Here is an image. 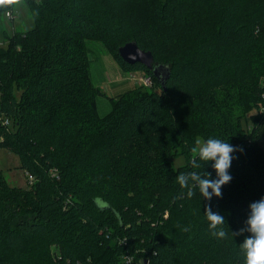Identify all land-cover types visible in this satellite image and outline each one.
<instances>
[{"label":"trees","instance_id":"1","mask_svg":"<svg viewBox=\"0 0 264 264\" xmlns=\"http://www.w3.org/2000/svg\"><path fill=\"white\" fill-rule=\"evenodd\" d=\"M28 3L35 26L0 44V148L19 156L30 183L12 186L0 170V264H122L124 252L148 264H244V236L232 232L264 197V0ZM90 39L154 79L111 98L105 116ZM132 40L170 66L166 88L123 61L119 46ZM210 137L243 151L222 198L208 201L190 181L189 199L180 174L216 178L214 162L192 165L195 142ZM177 154L185 165L174 167ZM209 205L224 239L211 235Z\"/></svg>","mask_w":264,"mask_h":264},{"label":"clouds","instance_id":"2","mask_svg":"<svg viewBox=\"0 0 264 264\" xmlns=\"http://www.w3.org/2000/svg\"><path fill=\"white\" fill-rule=\"evenodd\" d=\"M19 3V0H0V6ZM237 149L229 142H224L217 138H208L205 142L197 140L195 146L192 147V165L198 168L200 165L197 160L214 162L213 169L216 172V178H212V174L207 172L206 177H201L197 172L180 174L177 177V182L181 188H187V197L190 199L194 196V191L190 187L189 182H194L198 187L203 198L211 201L213 196L222 198V187L231 182L232 176L229 173L233 153ZM211 190V191H209ZM183 193H181V197ZM96 203L102 209L108 207L107 203L102 202L99 197L96 198ZM205 216L209 222L211 235L217 239H224L227 236L225 230L221 227L225 223V219L219 213H214L209 205L205 211ZM246 226L238 232H232L233 236L243 235L244 240L240 245V250L244 256V264H264V197L251 202L249 205L248 218L245 222ZM187 231V228L184 229ZM248 233L249 235H245Z\"/></svg>","mask_w":264,"mask_h":264},{"label":"rangeland","instance_id":"3","mask_svg":"<svg viewBox=\"0 0 264 264\" xmlns=\"http://www.w3.org/2000/svg\"><path fill=\"white\" fill-rule=\"evenodd\" d=\"M30 8L28 0H19V3H15L11 9L12 17H8L6 13L0 14V44L3 47L8 45L7 34L12 35L15 32L29 30L35 26L34 14ZM87 44L90 76L97 88L96 90L99 91L97 94V111L100 116H105L112 111L111 98H115L130 88H142L143 85L131 78L135 72L125 69L101 41L90 39ZM262 146L264 147V142ZM171 161L174 167H179L185 165L186 157L183 154H177L172 157ZM20 164L17 154L0 148V170L4 173L8 183L12 186L27 188L30 185L28 176H26V171L20 168Z\"/></svg>","mask_w":264,"mask_h":264},{"label":"water","instance_id":"4","mask_svg":"<svg viewBox=\"0 0 264 264\" xmlns=\"http://www.w3.org/2000/svg\"><path fill=\"white\" fill-rule=\"evenodd\" d=\"M118 51L123 61L131 65L137 63L145 65L156 75L162 87L166 88L165 86L171 74V68L169 65L155 63L154 55L151 50L142 49L137 41L132 40L119 46Z\"/></svg>","mask_w":264,"mask_h":264},{"label":"built area","instance_id":"5","mask_svg":"<svg viewBox=\"0 0 264 264\" xmlns=\"http://www.w3.org/2000/svg\"><path fill=\"white\" fill-rule=\"evenodd\" d=\"M6 15L8 17H12L13 16V13L8 11L6 12ZM132 79L138 81L139 83H141L143 86H146V87H150L153 85L154 83V80H153V76L151 74H136L134 73L132 76H131ZM6 123H8V119L4 120ZM29 178H30V181H33V176L29 175ZM126 240H122L121 243H126L125 242ZM122 264H148V261H145L143 259L141 260H138L136 258V256L134 254H131L129 252H124L122 255Z\"/></svg>","mask_w":264,"mask_h":264}]
</instances>
